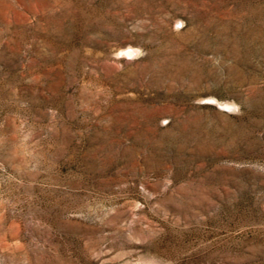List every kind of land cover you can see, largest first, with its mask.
<instances>
[{
    "label": "rangeland",
    "instance_id": "1",
    "mask_svg": "<svg viewBox=\"0 0 264 264\" xmlns=\"http://www.w3.org/2000/svg\"><path fill=\"white\" fill-rule=\"evenodd\" d=\"M0 264H264V0H0Z\"/></svg>",
    "mask_w": 264,
    "mask_h": 264
},
{
    "label": "clouds",
    "instance_id": "2",
    "mask_svg": "<svg viewBox=\"0 0 264 264\" xmlns=\"http://www.w3.org/2000/svg\"><path fill=\"white\" fill-rule=\"evenodd\" d=\"M20 129L22 131V143L27 144L32 139V133L27 131V123H22L20 125Z\"/></svg>",
    "mask_w": 264,
    "mask_h": 264
}]
</instances>
